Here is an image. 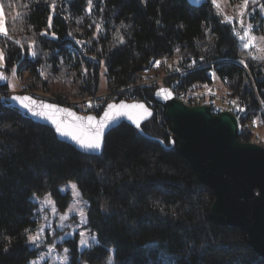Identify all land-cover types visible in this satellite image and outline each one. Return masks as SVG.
I'll use <instances>...</instances> for the list:
<instances>
[{
	"label": "trees",
	"instance_id": "16d2710c",
	"mask_svg": "<svg viewBox=\"0 0 264 264\" xmlns=\"http://www.w3.org/2000/svg\"><path fill=\"white\" fill-rule=\"evenodd\" d=\"M0 2L11 37L0 35L7 76V84H0V264H26L37 255L25 232L37 224L31 197L50 192L63 209L69 194L58 186L70 180L88 201L87 227L98 238L82 252L89 264L103 262L110 246L117 264H264L241 228L209 220L212 191L167 146L170 128L153 98L155 84H139L146 73L170 75L164 81L177 79V94L217 77L221 94L245 104L235 112L239 139L264 145V59L247 58V67L238 62L242 49L234 22H223L211 0L199 6L188 0H92L91 11L89 0ZM252 12L250 19L259 17L255 30L262 14ZM166 59H177L179 67L167 68ZM101 73L107 91L124 89L153 114L141 125L146 134L125 122L109 131L98 155L59 140L6 94L13 76L61 103L90 98L100 91ZM73 243L70 264H81Z\"/></svg>",
	"mask_w": 264,
	"mask_h": 264
},
{
	"label": "water",
	"instance_id": "95a60500",
	"mask_svg": "<svg viewBox=\"0 0 264 264\" xmlns=\"http://www.w3.org/2000/svg\"><path fill=\"white\" fill-rule=\"evenodd\" d=\"M188 2L199 6L206 0ZM0 84H7V79H0ZM169 92L171 96H168ZM13 96L31 97L23 101L31 111L13 100ZM153 98L163 106L165 119L169 123L167 146L175 147L198 180L212 191L209 220L218 226L241 228L248 245L264 258V145L239 139L242 125L237 114L231 110L215 112L209 104H187L176 97L169 85L155 87ZM8 101L33 121L49 127L59 140L88 155H98L102 150L92 152L81 148L71 136L57 132V127L87 140L92 135L87 118L94 117L91 124L96 125L108 112L110 117L115 116L112 121L115 126L111 130L125 122L146 134L141 125L153 114L152 108L138 99L110 101L99 115L81 114L61 102L37 97L29 92H10ZM140 104L144 108L131 107ZM109 105L115 107L109 108ZM121 105L126 107L122 108ZM108 132L109 128L106 127L104 142ZM152 137L163 143L161 139Z\"/></svg>",
	"mask_w": 264,
	"mask_h": 264
},
{
	"label": "rangeland",
	"instance_id": "374dc122",
	"mask_svg": "<svg viewBox=\"0 0 264 264\" xmlns=\"http://www.w3.org/2000/svg\"><path fill=\"white\" fill-rule=\"evenodd\" d=\"M218 3L220 9L222 10L221 14L223 18L225 16L231 17L232 21L235 23L239 45L242 49V54L240 56V59H238V62L240 63L241 60H244V62H246L245 60L247 58L251 59L253 56L263 58L264 40H261L260 37H264V13H261L259 8V5L261 4L260 0H258L257 5H253L251 3V0H249V7L247 10L243 9V0H218ZM0 7H2L1 2ZM255 8H257L258 13L262 15L260 16L261 22L257 26L258 28L253 30L255 23L258 22L259 18L256 15L255 19H250V17L253 15L252 11H254ZM242 11L245 13L243 17H241L240 15ZM241 19L244 21L243 27L240 24ZM0 22H2L3 27H6L4 11L2 14V18H0ZM249 24L252 25L251 29L248 28ZM246 32L248 33L247 36H245ZM2 34L3 33L0 32V35ZM241 36L245 37L243 41L240 39ZM253 36L256 37V39L251 43L250 47L247 49L243 48L242 45L244 43H247ZM0 49H2L1 46ZM165 64L167 68H174L177 66L179 67V65H177V59H166ZM181 67L179 69H182ZM141 83L149 84L144 80H142ZM219 83L220 82L217 80V77H214L211 85L214 86L215 94L217 95L219 102L221 103V100L224 99L225 95L221 94V90L217 88ZM9 85V90L6 92L7 95H9L10 92H29L37 97H42L54 101L57 100L58 102L60 101L53 98L48 92H44L41 90L31 91L25 88L24 84L15 79L13 76H11V78L9 79ZM99 90V93L95 95L97 97L103 96L109 92L106 90V77L104 73L100 74ZM86 99L88 98L70 99L64 102L69 105L79 104L80 101ZM263 132L259 131L258 133L263 134ZM72 184L76 185L74 181L70 180L58 186V189L61 193L69 194L67 204L63 209L59 208V202H56L55 198L50 192L45 193L43 196L33 195L31 197L32 201L35 203L34 218L36 219L37 224L34 228L27 230L26 236L28 237V235H35L40 230V228H43L44 232L41 235L43 243L33 245L27 239L28 245L31 248L37 250V255L31 258L26 264H29V262L31 261H36V264H64L61 259V257L64 255L68 256L67 264H70V259L73 254L74 240H76L78 260L81 264H89L87 260L84 259L82 252L90 246L97 244L98 238L96 233L87 227L88 201L81 195L77 186L76 189H73L71 187ZM76 193H78V195ZM45 201H51V203H46ZM53 209H55V211H53ZM81 210L83 211V215L80 214ZM81 232L84 233L83 237L80 236ZM93 237H95L94 240ZM81 239L86 241V244L81 245ZM50 248H52L53 251L49 255ZM65 249L68 250L67 253H65ZM98 264H117L114 258L113 246L109 247L108 254L104 261Z\"/></svg>",
	"mask_w": 264,
	"mask_h": 264
},
{
	"label": "snow or ice",
	"instance_id": "6c2138e0",
	"mask_svg": "<svg viewBox=\"0 0 264 264\" xmlns=\"http://www.w3.org/2000/svg\"><path fill=\"white\" fill-rule=\"evenodd\" d=\"M194 2H198V0H194ZM211 3L212 5L217 9V14H220L222 12V10L220 9L219 7V3H218V0H211ZM251 3L253 5H257L258 4V0H251ZM91 4H92V0H89V11H91ZM53 8H55V4L52 5ZM249 7V0H243V9L244 10H247ZM259 8H260V11L261 13H264V4H260L259 5ZM2 14H3V9L2 7H0V18H2ZM244 12L242 11L240 13L241 17L244 16ZM223 22H226L228 24H232V18L231 17H228V16H225L224 17V21ZM157 23H159V21H157ZM240 24L241 26L243 27L244 25V21L241 19L240 20ZM50 26V25H49ZM97 31L100 30V25H97ZM248 28L251 29L252 28V25L249 24L248 25ZM233 33H235V27L233 26V29H232ZM0 32L3 33L4 36L8 37L9 39H11L10 36H8V30L6 27H3L2 25V22H0ZM53 35H55L53 33ZM69 35H71V33H69ZM248 33L246 32L245 33V36H247ZM240 39L243 41L245 39L244 36H241ZM256 39V37H251L249 39V41L247 43H244L242 46L243 48L247 49L250 47L251 43ZM261 40H264V37H260ZM16 44H19L20 41H14ZM119 42L120 43H123V37H120L119 39ZM78 43H80V41H78ZM176 51H179V49H176ZM31 55L35 56L36 53L34 51L31 52ZM252 59L254 60H260V59H264L262 57H257V56H253ZM241 64H244L245 67H247V64H245L244 60H241L240 61ZM160 64V61H155L154 62V66H159ZM193 64H195V61H193ZM5 67V53L3 51V49H0V69H3ZM86 71V70H85ZM15 72H16V69L15 67L12 68V74L15 75ZM41 75H43V73H41ZM215 75V73H213V76ZM0 79H7L6 76L4 75V73L2 71H0ZM159 94V93H157ZM168 96H171V92L168 93ZM167 98V96L165 97ZM13 100H16L18 102L21 103V105L26 108V109H29V111H31V109L29 108V105L28 104H24L23 101L25 100H30L31 97H22V96H13L12 97ZM234 105H236V101H233L232 102ZM46 107H54V105H46ZM115 105H109V108H114ZM120 107H126L125 105H121ZM131 107H139V108H144V105L140 104V105H132ZM237 110L238 111H242L243 109L239 108L237 106ZM145 111H147V109H145ZM34 115H42V113H33ZM88 121H89V127L92 129V135L87 139H83L82 137L80 136H77L73 133H70V132H67V131H63L61 130L59 127H57V132H59L61 135L63 136H71V138L77 142V144L85 149V150H90L92 152H99L100 150H102L103 146H104V131H105V128L108 127L109 128V131H111V128L115 125H113L112 121L115 120V116H111L109 115L108 112H105L104 114V117L96 124V125H92L91 124V121L94 120V117H91L89 116L88 118ZM136 126L137 128H139V123L137 122L136 123ZM71 187L73 189H76V185L75 184H72ZM78 195V193H76ZM46 203H51V201H45ZM53 211H55V209H53ZM81 215H83V211L81 210L80 212ZM25 232H27V230H25ZM44 232V229L43 228H40V230L35 234V235H28L27 239L29 242H31L33 245H37L39 243H43L42 239H41V235L42 233ZM80 236L83 237L84 236V233L81 232L80 233ZM95 239V237H93V240ZM81 245H84L86 244V241H84L83 239H81L80 241ZM9 244H11V241L9 240ZM9 251V248L8 247H5L3 249V252H8ZM53 251L52 248L49 249V255L51 254V252ZM65 253H67V249L64 250ZM62 261L64 262V264H67V260H68V256L67 255H64L61 257ZM29 264H36V261H31L29 262Z\"/></svg>",
	"mask_w": 264,
	"mask_h": 264
},
{
	"label": "built area",
	"instance_id": "2783aa9c",
	"mask_svg": "<svg viewBox=\"0 0 264 264\" xmlns=\"http://www.w3.org/2000/svg\"><path fill=\"white\" fill-rule=\"evenodd\" d=\"M170 75H163V76H153L152 74H145L143 77L144 81L149 84H142L141 81L139 82L140 85L147 86V85H154L159 86L166 84L165 79L169 77ZM168 82V84L172 89L177 84V79H173ZM212 83V82H211ZM211 83L208 84H202L198 87L195 86H187L185 88H182L178 91L176 94V97L183 100L185 103L193 105V104H209L212 109L215 112H218L220 110H231V111H238L237 106L241 109H244L245 104L240 101L238 96H228L221 100V103L219 102V99L217 95L215 94L214 86L211 85ZM119 99H127V100H133L134 98L126 94L124 89L111 91L106 93L103 96L100 97H90L86 100L80 101L79 104H66L70 106L71 108H74L77 112L81 114H89V115H99L103 108L106 106V104L110 101H117ZM236 101V105H234L232 102ZM64 104V103H63ZM254 125V121L252 120V126ZM170 133V131H169Z\"/></svg>",
	"mask_w": 264,
	"mask_h": 264
},
{
	"label": "bare ground",
	"instance_id": "6f19581e",
	"mask_svg": "<svg viewBox=\"0 0 264 264\" xmlns=\"http://www.w3.org/2000/svg\"><path fill=\"white\" fill-rule=\"evenodd\" d=\"M183 59V58H182ZM238 79V78H237ZM253 79V78H252ZM246 82V81H245ZM130 90V89H129ZM226 92V91H225ZM247 125V124H246Z\"/></svg>",
	"mask_w": 264,
	"mask_h": 264
}]
</instances>
